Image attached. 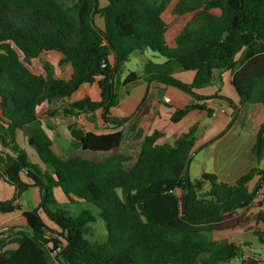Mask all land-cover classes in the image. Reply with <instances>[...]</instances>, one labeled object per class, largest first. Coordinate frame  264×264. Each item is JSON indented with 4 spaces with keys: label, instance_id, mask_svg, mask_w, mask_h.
I'll return each mask as SVG.
<instances>
[{
    "label": "trees",
    "instance_id": "obj_1",
    "mask_svg": "<svg viewBox=\"0 0 264 264\" xmlns=\"http://www.w3.org/2000/svg\"><path fill=\"white\" fill-rule=\"evenodd\" d=\"M71 1L0 0V143L6 150H0V178L7 177L16 190L0 202V214L14 213L29 189L39 192L38 207L23 214L29 232L13 240L0 238V264H54V259L58 264H261L249 250L251 242L214 240L211 234L252 228V236L264 246V208L257 201L264 168L252 167L234 183L205 172L190 182L188 191L186 167L199 131L195 124L172 145L158 142L161 132L147 135L127 169L132 158L119 153L125 123L112 117L111 109L119 104L121 87L144 80L175 87L196 102L177 109L172 123L193 111L212 117L215 111L206 101L229 99L206 98L198 91L211 86L217 75L222 81V74L231 72L239 98L234 109L242 121L252 108L264 110V0H180L174 15L192 17L174 48L165 34L177 20L168 24L162 17L171 0ZM97 16L103 28L97 26ZM146 50L165 61H147L142 72L122 79L130 57ZM52 52L62 56L60 66L71 65L69 80L56 78L55 67L45 60L42 74L32 70L34 60ZM189 71L195 72L191 84L174 78ZM95 83L99 101H70L81 86ZM59 101L69 102L49 116L102 111L113 132L97 134L72 123L69 131L82 151L104 157L86 159L77 152L64 157L58 151L42 127L38 108ZM18 131L25 132L45 169L19 145ZM251 156L258 165L264 161V122ZM56 189L73 205L86 203L99 210L107 229L105 243L87 238L96 222L92 213L72 215L61 208ZM11 244L16 248L6 249Z\"/></svg>",
    "mask_w": 264,
    "mask_h": 264
},
{
    "label": "crops",
    "instance_id": "obj_2",
    "mask_svg": "<svg viewBox=\"0 0 264 264\" xmlns=\"http://www.w3.org/2000/svg\"><path fill=\"white\" fill-rule=\"evenodd\" d=\"M165 13L166 12H164L162 15L163 19L165 17L164 16ZM98 17L99 16L95 18L96 24ZM174 17L175 18L173 20L168 19L166 21L164 19L165 22L168 24L173 22L174 20H177L176 23L172 25L165 34L166 43L168 40L169 45L168 43L167 45L171 48L176 47L177 36L180 34L182 29L185 27V25L191 20L192 16L187 15L184 17H177L174 15ZM50 54H52L50 59L49 58L43 59L41 58L42 57L41 55L38 61L41 62L45 60L50 62L54 67L56 65L57 67H55V77L59 79L69 80L72 75L71 65L64 64L60 66L59 62L62 56L55 52L49 53V55ZM151 57L154 60H157L158 62L161 63L165 61L154 55H151ZM53 58L57 60L56 63L52 61ZM42 73H43V69L42 71L38 72V74H42ZM174 78L185 84H191L195 78V72L192 71L178 72L174 75ZM218 79L219 76L217 75L215 82L211 86L199 90L198 94L206 98L214 95L224 97L223 94H225L224 92L225 89L226 91L229 92V94H225L226 97L229 99V102L226 101L225 99H220V98L209 99L206 101L207 107L215 111L212 117H209L207 113L203 111H193L189 115H187L181 122L177 124L171 122L170 119L171 115L177 109H181L187 105L196 103L189 95L181 92L175 87L160 85L157 84L156 82H145L144 80H140L138 83L131 86L121 87L119 89V93H120L119 104L117 107L111 109V116L122 119L123 122L125 123L121 128L124 140L119 149V153L130 158L132 154L137 153V155H139L144 138L147 135L153 134L154 132L162 133V137L158 141L159 143H167L172 145L183 134L188 132L191 126L198 124L199 125L198 139L196 141L193 154L200 148L214 144V147L222 148V151H224L225 155H227L226 159L229 162L228 163L229 167L226 170L227 176H231V172L233 171V169H230L231 168L230 166H238V167L245 166L248 161L250 162V158H252V156H250V158L249 155L245 156V152L242 151L243 133L236 135L235 131L237 128H239L238 126L240 124H242V128L246 127L249 124L251 113L252 111L255 110V108L249 110L247 119L245 122H243L240 114L239 113L237 114V110L234 109L239 103V98L237 93L231 86V81L233 79L232 73L225 72L222 74V81H219ZM228 88H230L231 90H228ZM85 97H90L93 101L100 100V90L96 83L92 85L85 84L81 86L79 91L72 96L70 101L81 100ZM62 102H64V106H65L69 101H62ZM55 103L52 105H49L48 103H44L42 106L38 108V113H39V120L42 124L43 129L54 141L58 151L64 157H68L69 155L75 152L81 154L86 159H93V158L100 159L104 157V154L82 151V149L76 145L69 131V125L72 123V124H76L78 128L85 129L86 131H92L97 134H109L113 132L111 125H106L103 122L102 111L89 114L88 118L90 119L88 120L84 117V114L72 116V117H64V116L51 117L48 115V112L61 110L53 107ZM19 137L22 139L24 148L30 147V145L28 144V137L25 134V132L18 131L16 134L17 141L19 140ZM66 145H69V147L64 148ZM71 145L77 147V149L71 151L70 150ZM123 149H125L124 153L122 152ZM0 150L6 151L1 146V143H0ZM66 150L70 152L68 153L69 155L67 154ZM83 153L84 154L91 153L92 157H88L86 154L84 155ZM249 153L251 154V149ZM136 160L137 158L132 159L131 161L135 162ZM39 162H34V163L40 164L41 167L45 169V166H43L41 162L40 163ZM216 174L219 177V174L218 173ZM22 179L25 182L30 183L26 178L25 174H22ZM15 192L16 190L14 186H12L7 182V177L0 178V202L11 199L15 194ZM26 193L29 194L30 196L27 198L26 201L23 200L22 197L17 202V210L14 213L8 215L0 214L1 226H6L9 228V227L21 226L22 223L27 225L23 214L27 211H31L38 207L39 192L36 188H31L28 191H26L24 194ZM29 199H30V203L33 202L34 200L35 204L34 205L32 204L31 205L32 207L28 203ZM1 237L2 236H0V238ZM214 240H218V239H214ZM14 248H16L15 244H11L6 247V249H14Z\"/></svg>",
    "mask_w": 264,
    "mask_h": 264
},
{
    "label": "rangeland",
    "instance_id": "obj_3",
    "mask_svg": "<svg viewBox=\"0 0 264 264\" xmlns=\"http://www.w3.org/2000/svg\"><path fill=\"white\" fill-rule=\"evenodd\" d=\"M180 0H171L167 9H166V13L164 14V19L167 21L168 19L173 20L174 17V9L177 5V3ZM68 4H71L72 1L71 0H67ZM106 3L104 1L101 2V5L104 6ZM170 15V18H169ZM97 24L99 27L103 28L104 27V21L102 20V18L98 17L97 18ZM167 43L169 45V41L167 40ZM145 52V53H143ZM143 52H136L134 53L131 57L129 62H127L124 66V71L122 74V78H126L127 75L131 72H142L143 66L147 61H152L154 63H161L158 62L157 60H154L151 55L157 56L159 58H161L163 61L165 60L164 58L160 57L159 55L151 52L150 50H146ZM49 53L42 55L41 58L43 59H47V58H51L52 54L49 55ZM150 59V60H149ZM52 61L54 63H56V59H52ZM42 64L40 61L38 60H34L33 62V66L31 67L32 70L35 73H38L40 71H42ZM55 67H57L55 65ZM228 90H231L230 88H228ZM225 94H229L228 91H226L224 89ZM223 94L224 98H227L226 95ZM228 99V98H227ZM64 106V102L59 101L56 102L55 105H53L54 108L56 109H61ZM84 117L88 120L90 118H88L87 114H84ZM264 122V110L260 107H256L254 111H252L251 113V118L249 121V124L242 128V124H240L236 129V135H239L241 133H243L242 136V143H243V147H242V151L245 152V156L249 155V158L251 156V154L249 153L251 147L253 146V143L255 141V137H256V131L257 128ZM243 130V132H242ZM19 145L23 147V142L22 139L19 137ZM172 142V140H171ZM69 145H66L64 148H68ZM24 148V147H23ZM25 151L28 153L30 159L32 162H39V159L37 157V154L35 152V150L32 147H28V148H24ZM77 147L71 145L70 150H76ZM67 154L70 153L68 150H66ZM122 152H125V149L122 150ZM84 154V153H83ZM88 157H92V154H87L85 153ZM84 154V155H85ZM69 155V154H68ZM97 156V155H96ZM137 153L136 154H132L131 158L132 159H136L137 158ZM99 157V156H98ZM227 155H225V152L222 151V148H217L214 147V144L210 145V146H206L203 148H200L199 150H197L194 153L193 156V160L191 162L190 168H189V179L191 182L198 180L201 178V175L203 173H218L219 177L222 181H225L227 183H234L235 179H237L239 177V175L244 174L246 171H248V169H251L252 167H261L264 168V161L258 165L253 158H250V162L248 161L246 163L245 166H230V169H233V171L231 172V176H227L226 170L229 167V162L226 159ZM40 163V162H39ZM134 164V161L128 162L126 163L125 167L127 169H130ZM258 182V179H256L255 181H253L250 185L251 190L254 189V187L256 186ZM55 195L60 203V207L67 210L69 213H71L72 215H77L79 212L83 211V210H88L92 213V215L96 218V222L90 224V232H89V236L87 237L90 241L92 242H97V243H105L107 240V229H106V224L105 222L100 219L99 216V210L89 204L86 203H81V204H71L69 203V201L67 200V198L65 197V195L62 193V191L60 189H56L55 190ZM29 194H23V200H27V198L29 197ZM257 201L263 206L264 208V185L262 187V189L260 190L258 197H257ZM29 205L31 206L32 204L34 205V200L33 202L30 203V199L28 201ZM32 207V206H31ZM8 228V227H7ZM252 228L249 229H237V230H231V231H224V232H215L211 234V237L214 239H218V240H232L235 242H239V243H243V242H251V247L249 248L250 251H252L253 255H255L254 257L256 259H258L261 264H264V246H261L259 244V242L257 241V239L252 236ZM20 232H29V229L27 227V225H25L24 223L21 224V226L18 227H9L7 232L5 233V235H2V237H4L5 239L8 240H13L17 234H19ZM1 236V235H0ZM247 254L249 256H251V253L247 251ZM253 257V256H251ZM238 263V260L235 262H232V264ZM54 264H58L56 262V260L54 259Z\"/></svg>",
    "mask_w": 264,
    "mask_h": 264
},
{
    "label": "water",
    "instance_id": "obj_4",
    "mask_svg": "<svg viewBox=\"0 0 264 264\" xmlns=\"http://www.w3.org/2000/svg\"><path fill=\"white\" fill-rule=\"evenodd\" d=\"M108 65H109L108 60H104V62H103V68H106ZM0 142H2V139H0ZM193 156H194V154L189 158V160L187 162V167H186L187 181H188V188H187V190L188 191H189V185H190V182H191L190 179H189V168H190L191 162L193 160Z\"/></svg>",
    "mask_w": 264,
    "mask_h": 264
},
{
    "label": "built area",
    "instance_id": "obj_5",
    "mask_svg": "<svg viewBox=\"0 0 264 264\" xmlns=\"http://www.w3.org/2000/svg\"><path fill=\"white\" fill-rule=\"evenodd\" d=\"M8 228L6 226H1L0 225V235H5V233L7 232Z\"/></svg>",
    "mask_w": 264,
    "mask_h": 264
}]
</instances>
